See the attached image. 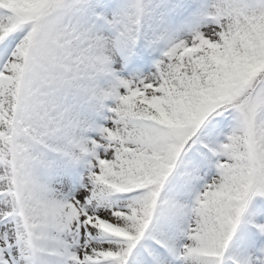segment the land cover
Instances as JSON below:
<instances>
[{
    "label": "snow or ice",
    "instance_id": "snow-or-ice-1",
    "mask_svg": "<svg viewBox=\"0 0 264 264\" xmlns=\"http://www.w3.org/2000/svg\"><path fill=\"white\" fill-rule=\"evenodd\" d=\"M0 264H264V0H0Z\"/></svg>",
    "mask_w": 264,
    "mask_h": 264
}]
</instances>
